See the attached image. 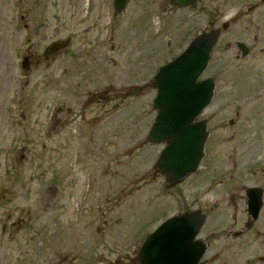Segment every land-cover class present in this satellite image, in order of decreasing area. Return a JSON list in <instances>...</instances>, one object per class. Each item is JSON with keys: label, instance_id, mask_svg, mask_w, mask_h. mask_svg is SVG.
<instances>
[{"label": "rangeland", "instance_id": "obj_1", "mask_svg": "<svg viewBox=\"0 0 264 264\" xmlns=\"http://www.w3.org/2000/svg\"><path fill=\"white\" fill-rule=\"evenodd\" d=\"M149 1L147 10L152 8L153 13L148 24L147 18L143 19V31L141 28L132 36L123 31L127 16L128 24L140 18L136 0L117 24L116 32L121 35L115 43H121L118 48L122 52L113 57L114 63H108L106 57L109 46L100 42L97 50L103 57H56L49 62V68L41 57L31 58L26 59L24 70L25 52L43 49L49 42H42L32 33L39 24L29 25L27 31L21 32L18 17L23 9L15 11L13 0H1L0 264H137L140 246L169 217L194 210L198 203L203 206L224 194L229 196L224 185L207 189L210 186L206 177L211 171L217 172L214 176L231 173V165L239 160L242 167L236 171V183L245 187L264 182L246 176L248 167L264 163V0H206L201 11L192 13L172 12L166 0ZM161 2L165 5L158 10ZM29 6L24 5L28 18L25 22L31 23ZM223 23L228 28L203 76L214 78L217 84L212 102L201 116L211 119L206 155L198 173L169 187L164 176L153 169L163 146L147 142L156 116L152 108L156 95L153 78L197 34L220 28ZM54 26L53 19L46 26L49 38ZM104 35L102 38H107ZM237 42L248 47L247 57H241ZM82 44L77 41L73 51L81 49L78 46ZM94 44L86 49L93 50ZM111 83L116 92L107 90ZM98 91L114 98L111 113L108 106L95 103ZM63 92L69 104L94 99L88 107L78 106V111L86 108V120L96 116L99 119L90 126L84 122L82 127L71 120L73 128L70 126L63 138L52 141L50 160V143L37 130L46 120L49 102L54 108H64ZM231 120L234 125H228ZM62 144L66 147L62 148ZM47 164L53 166L54 173L59 172V166L68 173L64 177L67 217L65 212L53 208L51 248L45 244L39 247L38 240L26 248L25 237L46 225L42 222L45 214L40 211L46 208L43 194L49 173ZM229 200L226 197L222 201L208 227H226L237 214L239 224L234 229H244L242 223L248 218L243 193L235 203ZM27 210L37 212L39 218L27 224L29 229L24 232L19 216ZM257 231L259 234H255ZM263 232L264 207L258 221L243 237L246 243L255 242L262 257ZM205 233L204 229L202 235ZM213 241L218 244L219 236L215 235ZM20 250L27 252L25 257Z\"/></svg>", "mask_w": 264, "mask_h": 264}, {"label": "flooded vegetation", "instance_id": "obj_2", "mask_svg": "<svg viewBox=\"0 0 264 264\" xmlns=\"http://www.w3.org/2000/svg\"><path fill=\"white\" fill-rule=\"evenodd\" d=\"M133 0H13V9L15 11H18L20 8L23 9L22 15L18 17L19 23L21 28V32L27 31L29 25H35L39 24L38 28L33 29L32 33L37 34L39 40L42 42H49L46 44L43 49H34L33 51H27L23 55L22 58H25L29 61L31 58H39L42 59L44 57L49 56L46 54L47 49L50 47L53 43H63V48L52 56H50V59L58 58V57H65V56H72V57H85L94 55L95 57H103V54L99 50H97V46L100 44V42H104L107 46H109L106 57H109L108 63H114L113 57H116L117 55H120L122 52V49L118 48V45H121V43H115V41H119L120 33H117L116 26L117 24L124 19L127 16V12L130 8L131 3ZM149 0H136V3L140 6V18L137 21H134L133 23L128 24V16L125 18V22L127 23L125 28L123 29L126 34L129 32L134 34L137 30H140L143 26L142 24L144 20L147 18L146 24H148V18L149 15L153 13L152 8L147 10ZM168 4V8L171 9L172 12L174 11H189V12H198L201 11L205 7L206 0H200L196 3V8L192 9L190 7H179L171 2V0H166ZM1 3V0H0ZM27 3L30 4L29 10L27 11V14L32 15L31 23L25 22L28 21V18H26V12L24 5H27ZM151 4H154V2H151ZM50 5V7H49ZM165 3L161 2L160 9L162 10ZM1 6V4H0ZM164 11V10H163ZM48 14H50V17H48ZM52 19L55 21L56 26L53 27L52 38H49V35H47V24L52 21ZM144 19V20H143ZM108 20L107 22H105ZM143 21V22H142ZM65 25V26H64ZM145 32H147V27L144 28ZM40 32H43V35H40ZM16 33L19 34L18 29L16 30ZM15 33V34H16ZM50 33V32H49ZM67 33V35L64 36V34ZM106 35L107 38H102V35ZM147 34V33H146ZM104 35V36H105ZM145 37V36H143ZM135 39V37H132V40ZM35 41V40H33ZM77 41H81L83 44L81 46H78L81 49H77V51H73V48L76 45ZM86 42V43H85ZM95 42V44L92 46L95 48L91 51L89 49H86V47L89 45L91 47V43ZM85 43V44H84ZM33 47H35L33 45ZM72 54V55H70ZM22 56V54H20ZM99 55V56H98ZM50 60V61H51ZM49 61V62H50ZM45 62V61H44ZM49 62L46 63V67L49 68ZM63 70V78H67V72ZM116 75V74H115ZM66 87V86H65ZM107 90L109 92L113 91L116 92V88L113 83H111L109 86H107ZM100 90V89H99ZM99 95H95L96 100L95 103L97 105L103 104L105 107L108 106L109 113L112 111V102L114 101V98L111 97L110 94L102 95L101 91H98ZM123 94L126 95V92ZM64 97V108L60 107H53L52 102H49L47 104L48 106V112L46 116V120H44L43 126H39L38 132L45 135V138L50 143V149H52L50 160L52 158L53 153V147H52V141L54 138L55 140L58 139V137L63 138L69 130V127L71 125L70 121L81 124V127L83 126V123L85 122L86 125H94L96 122H98L99 117H92L89 120H86L85 111L86 108H81V111H78V106H86L88 107L90 103L93 102L94 99L86 98L88 99L87 102L75 103V104H69V99L66 94L63 92ZM66 100L68 102H66ZM70 105V107H69ZM115 105V104H114ZM75 106V109L72 107ZM78 113L76 114V112ZM19 117L20 114H18ZM209 125L211 123V119L208 118ZM38 123V120L36 121V124ZM233 123L234 121H229L228 125ZM73 128V127H72ZM86 129H83L82 131H85ZM59 143V142H57ZM45 145H43L44 147ZM62 148H65V144L61 145ZM64 152H67L68 149H62ZM81 156V154H79ZM66 157V155H64ZM63 161V157H62ZM234 165H231V173L230 172H220L218 175L214 176L215 171H211V173L208 174V177L206 179L209 181V184L207 189H212L216 186H222L224 185L225 191L229 192V196L225 194L222 195L217 200L213 201L212 203H203V206H200L198 203V206L194 210L184 211V212H192L196 210H201L202 213L206 214V224L204 228L201 231L200 239L204 240L207 244V251L204 257L203 261H207V264H216L219 260L221 261V264H264V257L262 255H258V249L255 247V242L253 244L246 243L244 241L243 237L245 236L246 230L251 227L253 223H256L258 221L260 214L257 219H252L249 216L248 213V198H247V190L249 189H257L261 192L262 199L264 200V182L259 184H251L250 186H241L240 184L236 183L235 175L237 174L236 171L241 169V165L238 162ZM52 162V161H51ZM263 166V167H262ZM262 166L253 165L248 167L246 171V176H251L254 178V181L259 180V182L262 180L264 181V163H262ZM47 167L49 169L47 181L44 188V194L43 199L46 203V208L43 211H40L41 213L45 214V218L43 219V223H46V225L43 227L42 230L38 231H32L31 235H29L26 238V248H29L36 240L37 245L40 247L41 245L46 247L48 249L51 248L52 245V214H53V208L56 211L65 212V215L67 213L68 209V196L67 192L65 190V183L64 177L67 178L68 173L66 172L63 167L59 166V172L54 173L53 166L50 164H47ZM158 175H160L158 173ZM232 177V179H231ZM210 178V179H209ZM54 179L56 180V183H54ZM230 188V190L228 189ZM243 187V188H241ZM241 188V189H238ZM226 192V193H227ZM234 192H239L240 194L243 193V198L245 199L246 209H247V218L248 220L245 223H242L244 226V229H234V225H238L239 221L237 214L233 215V218L231 219V224L228 226H220L221 228H215V227H208L211 218L215 215V213L219 210L222 201L229 197L231 200L228 202L235 203L238 199V196L235 195ZM242 198V196H241ZM243 201V200H242ZM228 203H226L227 205ZM264 205L262 206L263 209ZM261 209V210H262ZM39 212V213H40ZM24 214L19 216V223L20 225H23L25 232L26 229H29L27 227V224H32L35 220L37 221V218H39V215L35 211H25ZM64 215V216H65ZM33 218V219H32ZM252 221V222H251ZM207 226V227H206ZM219 227V226H216ZM206 230V233L202 235L203 230ZM255 234H259V231L255 232ZM215 235L219 236V243L216 244L213 239ZM261 239L263 241L261 242L262 247H264V232L262 233ZM45 247V246H44ZM23 250H20V252ZM250 253H255L251 258H248V255ZM27 254L26 251H23V257H25ZM33 264H36V261H34Z\"/></svg>", "mask_w": 264, "mask_h": 264}, {"label": "water", "instance_id": "obj_3", "mask_svg": "<svg viewBox=\"0 0 264 264\" xmlns=\"http://www.w3.org/2000/svg\"><path fill=\"white\" fill-rule=\"evenodd\" d=\"M200 0H171L179 7L196 8ZM228 25L223 29L227 30ZM222 35V29L196 36L173 61L160 68L153 79L157 91L152 102L156 117L148 132L147 141L164 145L155 168L165 175L174 187L189 175L196 173L205 156L209 137L206 120L197 121L210 104L215 89L212 78L201 80ZM63 44L50 46L53 54ZM238 47L247 54L243 44ZM248 213L257 219L263 206L261 192L247 190ZM206 222L200 211L173 216L161 224L141 246L139 264H206L202 258L207 245L198 239Z\"/></svg>", "mask_w": 264, "mask_h": 264}]
</instances>
